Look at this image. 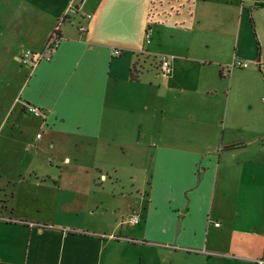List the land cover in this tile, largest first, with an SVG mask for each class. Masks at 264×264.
Masks as SVG:
<instances>
[{
    "label": "crops",
    "instance_id": "0c3cea01",
    "mask_svg": "<svg viewBox=\"0 0 264 264\" xmlns=\"http://www.w3.org/2000/svg\"><path fill=\"white\" fill-rule=\"evenodd\" d=\"M245 1L0 0L6 98L0 114L11 116L17 107L16 121L10 122L13 139L29 147L27 125L19 119L32 115L26 108L31 104L45 111L36 124L42 133L32 141L47 159H62L66 169L68 151L79 149L113 168L125 155L147 163L145 202L135 213L139 227L125 230L116 222L107 230L65 223L58 214L27 217L0 200V264H258L264 259V142L250 148L252 141H264V117L247 120L248 76L264 72V54L260 47L257 57L247 53L246 34L236 23ZM247 1L256 6L261 0ZM56 27L60 38L54 50L12 93L13 58L25 49L43 53ZM114 47L121 49L119 55L112 54ZM163 58L171 67L166 77L159 72ZM235 58L257 67L221 69ZM25 165L12 164L13 170L21 167L18 175L12 179L4 171L2 180L31 178L63 192L62 164L57 170L43 161L30 169ZM81 171L71 175L78 180L71 194L94 181L91 171ZM35 198L39 207L46 205L42 195ZM78 198L52 207L62 213L89 210Z\"/></svg>",
    "mask_w": 264,
    "mask_h": 264
},
{
    "label": "rangeland",
    "instance_id": "374dc122",
    "mask_svg": "<svg viewBox=\"0 0 264 264\" xmlns=\"http://www.w3.org/2000/svg\"><path fill=\"white\" fill-rule=\"evenodd\" d=\"M245 11H243L242 17L240 13L236 14V23L239 27L241 24L242 32H245L247 37V53H254L255 57L258 55L259 47L264 54V2L263 0L257 2L256 6L250 1H245ZM153 10V9H152ZM46 46V45H45ZM45 48V47H44ZM22 56V54H21ZM21 56L19 58H13L11 73V90L12 93L16 91L21 81L29 74L30 67L22 64ZM17 64V68L15 67ZM255 64H250L247 68H253ZM257 67V66H256ZM264 70V68L262 67ZM249 79L252 81V85L247 89V120L254 117L257 120H263L264 117V75L263 73L250 74ZM6 99V98H5ZM4 81L0 73V107H3L4 102ZM12 115H6V118L0 114V200L6 205H13L16 209V213L27 217H51L54 218V214H58L60 221L67 223H74V225H89L96 228H105L110 230L116 222L122 226V229H127L130 226L139 227L142 223L131 224L129 217L136 212L139 213L142 203H144V189L146 162L143 160H137L133 157L125 155L122 159H118L115 162L116 168H113V164L107 165L103 160L98 157H93L84 150H71L68 151L71 163L68 164V168L64 167L65 163L62 159L56 155L48 156L47 152L35 144L32 140L36 133L41 134L42 129L38 130V116L24 115L21 119V123H26L27 130L25 131L26 139H28L30 145L28 148H24V142L21 143L17 140L16 135H19L20 127L18 123L13 127L15 134V140L12 133L10 134V122L16 121V115L18 113L17 107L13 109ZM9 117V119H8ZM8 120L7 123L5 121ZM250 148L260 145L262 140L252 141ZM48 149V148H47ZM55 154V152H54ZM99 155V154H97ZM51 157V158H50ZM90 157V158H89ZM90 159V160H89ZM43 161L44 164L52 163L56 165L57 170L59 165L62 164L64 169V176L62 177L63 192H56L50 184L36 183L31 178L22 182L10 180V182L2 180L1 172L4 171L13 174L11 176L14 179L18 175V171L21 168L13 170L12 164L24 165L27 163L26 168L30 169L35 167V162ZM104 164H102V162ZM33 162V163H32ZM88 165V166H87ZM96 165V166H94ZM99 165V166H98ZM81 170L91 171L94 177V181L88 187V189L78 192L75 189V194L71 187L78 184L77 179H72V174H80ZM25 171V170H24ZM5 172V173H6ZM103 172L105 174L113 175L112 179L107 178L102 180L99 174ZM27 173V172H25ZM29 177V176H26ZM75 181V183H73ZM84 185V184H83ZM51 186V187H49ZM85 187L87 184L84 185ZM87 188V187H86ZM72 190V192H70ZM46 201V205L38 206L37 201L39 199L35 197H41ZM79 198H78V196ZM83 199L88 204L89 210L78 211L69 210L67 213L60 212L52 207L55 201L65 200L68 198ZM52 203H51V202ZM22 203V204H21ZM20 204L22 208L20 209ZM25 204V205H24ZM18 208V209H17ZM24 208V209H23ZM15 213V214H16ZM12 214L13 217L17 215ZM140 214L142 215L141 211ZM144 264V263H143Z\"/></svg>",
    "mask_w": 264,
    "mask_h": 264
},
{
    "label": "built area",
    "instance_id": "2783aa9c",
    "mask_svg": "<svg viewBox=\"0 0 264 264\" xmlns=\"http://www.w3.org/2000/svg\"><path fill=\"white\" fill-rule=\"evenodd\" d=\"M86 17H90V15H86ZM84 29L85 28L83 26H80V30H84ZM151 31H152L151 26L148 25L147 28L145 29V40H146V42H149V39L151 37ZM59 38L60 37H59V33H58V28L56 27V29L52 32L50 38L48 39L43 53L36 54V53L32 52L30 49L23 50L22 56H21L22 64H25L26 66L31 68L40 59L48 58L50 56L51 52L54 50L55 46L57 45ZM120 53H121L120 48H117V47L112 48V54L113 55H119ZM249 65H250L249 61L241 60L239 58H235L231 63L221 66V69L229 72L230 70H232L235 67L246 68ZM159 67H160L159 72L163 77H166L169 75L171 67H170L169 60L167 58H163L161 60ZM26 108H27V111L34 116L42 117L45 114V111L36 105L29 104L26 106ZM38 136H40V134H38ZM129 222L133 223V224L139 222L138 214H134V215L130 216ZM215 225H218V223H215ZM257 263L258 264H264V259L263 258L259 259L257 261Z\"/></svg>",
    "mask_w": 264,
    "mask_h": 264
},
{
    "label": "trees",
    "instance_id": "16d2710c",
    "mask_svg": "<svg viewBox=\"0 0 264 264\" xmlns=\"http://www.w3.org/2000/svg\"><path fill=\"white\" fill-rule=\"evenodd\" d=\"M259 69L262 71V69L259 67ZM263 74H264V72H263Z\"/></svg>",
    "mask_w": 264,
    "mask_h": 264
}]
</instances>
